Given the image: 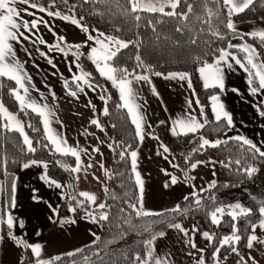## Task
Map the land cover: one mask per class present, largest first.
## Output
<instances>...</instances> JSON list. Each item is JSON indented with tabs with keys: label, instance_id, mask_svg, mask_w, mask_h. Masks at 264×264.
I'll return each instance as SVG.
<instances>
[{
	"label": "crops",
	"instance_id": "1",
	"mask_svg": "<svg viewBox=\"0 0 264 264\" xmlns=\"http://www.w3.org/2000/svg\"><path fill=\"white\" fill-rule=\"evenodd\" d=\"M29 4L17 2L14 5L20 13L17 22L22 24L23 21H28L29 28L27 30L20 28L22 35L18 36L19 43L10 41L15 52V60L22 65L23 83L28 89L27 94L16 85L14 80L12 81L15 89L25 98L26 103L23 108L39 115L45 138L47 136L43 123L45 117L27 107L29 102L34 101L46 114L50 113L47 119L51 132L62 141H66L67 147L77 150L80 156L79 171L72 172L75 194L81 196L80 193H88L96 197L93 203L81 196L86 199L90 211H84L78 217H59L57 213L60 203L63 200H71L74 192L70 191L67 183L50 178L47 175V168L44 167L47 163L38 160L28 161L27 163L30 164L32 161L38 162L31 164L28 168H23V163L8 182L5 184L0 182V188H3V191H0V221H6L8 215H11L14 221L11 234L28 244H40L41 258L50 260L92 243L97 236L95 223L99 221V216L103 213L98 205L104 204L106 183L109 178V170L103 164V156L109 149V139L104 130H101L102 127L92 124L91 121L97 120V116L104 113L105 100L101 99L103 95L99 87L89 80V76H85L87 83L76 79L85 74L81 70L77 57L83 56L91 61L98 74L112 85L110 80L100 74L97 63L89 58L92 56L91 49L97 48V55L101 57L97 62L103 66L105 63L103 49L94 41L88 40L89 35L101 41L104 40V36H112L82 25L88 29L84 32L75 24L61 18L65 15H48L52 11L40 12L37 8L30 7ZM27 13H34V15ZM33 21H39L36 28H31ZM233 22L237 33L246 34L255 30H264V16ZM100 33L104 36H100ZM25 36L28 39H24ZM61 37L64 39L61 40ZM41 40L44 43H41ZM229 43L240 46L233 49L240 51L245 57L247 53L242 50L244 46L255 48L240 36L231 38ZM73 45H80V47H71ZM232 55L237 58L235 54L232 53ZM217 58L210 64H215ZM257 62L262 63L260 57ZM198 69V83L200 87L206 88ZM220 69L224 88L221 90L218 85L213 86L210 80V86L207 88H215V92L210 94L206 100L212 121H216L213 109L221 111L220 105H223V112H227L232 119V125L229 127L227 119L221 114V120L225 121L227 129L220 137L203 136L200 133L203 128L195 134H173V128H176L177 133L180 132L176 121L187 119L189 115L195 116L201 123L205 120L208 122L207 113L195 93L192 82L189 87L187 80L165 79L169 73L187 72L172 71L161 73L162 75L137 74L127 78L132 82L131 87L136 94L135 103L140 106L138 112L143 117V140L137 137V145L131 151L137 152V171L144 181L143 207L145 210L153 213L169 211L186 196L203 192L214 183V160L194 158L179 161L172 148L163 139L164 137L168 139L186 137L185 140L198 146L197 150L203 149L200 148V137L211 142L236 140L235 137H243L264 150V115H262L264 112L260 110V104L264 103V90L252 92L253 86L249 83L251 79L249 71L237 64L231 56L226 58V62L221 63ZM137 76H147L150 83L145 80L137 81ZM68 81L73 83V88H69ZM115 89L120 105L123 107L124 102L120 98V92L117 87ZM153 89L158 95L154 94ZM73 91L76 92V96L70 94ZM213 96L218 99L213 101ZM189 101H192L191 108H189ZM196 101L199 103L197 104ZM17 103L22 107L19 101ZM201 107L203 116H201ZM123 109L136 133V127L132 123L127 108L123 107ZM19 120L21 123L22 120L20 118ZM90 125H93L92 129L89 128ZM158 127L163 129V134L155 130ZM50 145L54 150L55 145L51 143ZM164 147H167L169 151L164 152ZM205 147L212 146L206 145ZM193 164L196 165L195 168L192 167ZM74 167H76V162ZM165 172L169 175H165ZM132 175L134 179V173ZM171 176L177 178V183L165 188L164 185L170 182ZM13 180L16 185L15 206L9 207ZM56 184L61 187H56ZM136 188L139 197V187L136 185ZM2 192H4L3 200ZM233 204L236 203H228V206ZM93 217L97 222H93ZM72 220L75 223L65 222ZM20 222L23 223V227L19 226ZM182 227L187 235L169 226L162 230L165 235L157 237L154 241V257L166 259L168 264H197L203 256L204 249L210 243L203 237V233L209 231H201L194 238L196 231H193L195 228L193 225ZM209 234L212 235L211 232ZM251 234H253L252 231L249 235ZM254 234L260 240H264V230L260 227H256ZM0 237H2L0 239V264H19L25 249L17 246L10 238L9 230L7 234L0 235ZM192 243H195V248L191 247ZM201 249L203 252L200 251ZM28 250L35 262L36 258L31 250ZM241 256L247 264H253V260L255 264H264V244L256 242L251 249L246 246L245 251L233 261L225 263L219 260V264H242ZM149 264L152 262L150 261ZM210 264H217V260L213 258Z\"/></svg>",
	"mask_w": 264,
	"mask_h": 264
},
{
	"label": "trees",
	"instance_id": "2",
	"mask_svg": "<svg viewBox=\"0 0 264 264\" xmlns=\"http://www.w3.org/2000/svg\"><path fill=\"white\" fill-rule=\"evenodd\" d=\"M29 3L74 18L81 25L129 42L127 48L121 49L117 56L109 61L113 67L126 68L130 73L127 78L137 74L187 72L208 116V122L200 133L207 137H220L227 129L224 120L210 119L206 100L215 92V88L200 87L197 78V69L204 64L212 63L220 55L221 49L232 52L245 63V56L240 51L228 48L230 39L242 34L236 32L234 35L223 26L217 27L219 21L215 17L212 18L211 25L204 22L209 19L208 9L218 12L220 19H227V9L222 2L217 4L208 0L205 6V0H187V2L181 0L179 7L175 10L177 13L186 12L189 3L193 6V13L187 20L170 17L160 12L133 13L129 11L131 7L129 0H67L66 3L65 0H29ZM164 11L169 12L172 9L166 7ZM137 15L140 16L139 20L135 19ZM263 16L264 0H256L249 9L234 15L232 20L256 19ZM177 28L182 30L177 31ZM213 31H218L224 38L213 35ZM243 39L255 47L264 63V45L259 38L243 35ZM137 56L140 57L143 66H137ZM79 61L81 70L90 74L89 80L99 87L108 111L107 115L103 113L97 116L99 125L109 139V149L103 156V164L109 170L104 196L106 207L101 209L107 214L108 219L95 223L98 240L95 239L92 243L71 252L75 253L74 255L69 256L67 253L57 256L60 259L55 260L54 264H138L140 261H137L136 257L145 258L146 256L144 242L153 234L174 223L182 226L193 225L195 229H198L194 238L204 230L212 233L214 238L204 249L202 256L205 264H210L213 260V252L220 246L219 241L224 236L231 235L233 223L230 216L224 215L219 226L213 225L210 220L211 212L220 205L233 202L241 204L251 213L246 217L238 218L237 227L240 229L239 234L242 238L234 246L241 255L246 249V240L252 231L251 225H257L261 218L259 208L264 205V158L249 159V154L245 151L247 146L237 140H224L225 143L215 147L199 149L185 159L214 160L215 186L188 196L187 200H181L178 203L181 210L179 212L165 211L162 212V216L138 217L129 207V204L138 202L137 188L129 160V152L137 145L135 129L126 111L120 105L115 87L98 74L91 61L83 56H79ZM67 85L73 88L71 81H68ZM252 86L257 87L255 80ZM12 89H15L14 82L6 77H0V102L22 120L25 133L32 140V146L36 151L29 152L20 133L9 130L0 116V182L4 184L8 182L23 163L38 160L47 163V175L50 178L68 185V178L71 177L73 180L71 168L75 165V157L53 150L43 134L39 115L25 108L22 111V107L11 94ZM260 110L264 112V103L260 104ZM89 128L92 129L93 125ZM155 130L163 134L161 127ZM163 139L173 150L174 146L186 137L177 139L164 137ZM45 145L48 146L45 147ZM121 152H125L124 159L120 157ZM177 159L180 161L184 158ZM236 160H240L241 164H236ZM248 166L258 169L251 178L242 171ZM3 196L4 192H2V200ZM73 197L69 201L63 200L60 203L57 213L59 217H78L84 211L91 210L85 198L75 192ZM197 199L200 200L199 206L196 204ZM146 228L150 231H145ZM8 230L7 225L0 221V235L7 234ZM80 249L82 251H78ZM238 256L231 251L230 247L225 246L220 249L218 259L227 263ZM21 262L35 264L28 249L24 250Z\"/></svg>",
	"mask_w": 264,
	"mask_h": 264
},
{
	"label": "snow or ice",
	"instance_id": "3",
	"mask_svg": "<svg viewBox=\"0 0 264 264\" xmlns=\"http://www.w3.org/2000/svg\"><path fill=\"white\" fill-rule=\"evenodd\" d=\"M17 2L29 4V0H0V77H7L9 80H14L16 85L19 86L20 89H23L24 93L27 94L28 89L25 87L23 80L24 75L22 74V65L19 64L18 61L15 60V52L13 50L12 44L10 41H16L19 43V35H22L20 33V28L23 27L24 29L29 28V22L23 21V23H18L17 20L20 17V13L17 10V8L14 6ZM67 0H65V3ZM187 2V0H185ZM208 0H205V6H207ZM213 3H221L223 6L227 9V19H220V14L218 12H212L211 9H208V16L209 19L204 21L205 23L211 25L212 24V18L215 17L218 21L219 26L225 27L227 30L231 31L234 35L236 34V25L232 20V17L234 15H238L240 13H243L246 9H249L256 0H212ZM129 3L131 5L129 11L135 13L137 11H148V12H160L164 15L170 16V17H178L181 20H187L189 15L193 13V6L192 4H187V11L184 13H177L175 10L179 7L181 0H129ZM32 8H37L38 11L44 12L45 9L43 7H39L37 4H29ZM165 7H170L172 11L165 12ZM27 11L26 9L24 10ZM28 15H34V13H27ZM48 15H56L59 16V13H52L49 12ZM62 19L66 21H70L71 23L75 24L77 27L81 28L82 31L87 32L88 29L80 25L79 21H77L74 18H70L68 16L61 17ZM136 20L140 19V16H135ZM197 19H200V17H197ZM39 21H33L31 22V28H36ZM177 31H181V28H177ZM213 35L223 39L224 37L220 35L218 31H213ZM100 36H104L103 33L99 34ZM243 35H248L250 37L256 38L258 37L261 44L264 45V30H255L250 33L242 34L240 38H243ZM24 39H28L27 36L24 37ZM64 38L61 37V40ZM88 40L94 41L95 43L99 44L101 49H103V60L105 63L103 66H101L99 61L101 59L100 56L97 55V48L93 47L91 49L92 56H90V59H93L94 63H97V69L99 70L100 74L104 77H106L108 80L112 82V85L114 87H117L120 92V98L124 102L123 107L127 108L129 115L131 116L132 123L136 127V135L137 137L142 141L143 140V132H142V121L143 117L139 114L138 109L139 105L135 103L136 94L134 93V90L131 87V81L127 79V76L130 75L128 73V70L126 68L120 69L113 67L111 64L107 63V61H111L114 57L117 56L118 52L121 49L127 48L129 46V42H124L119 39H116L114 37H107L104 36V40L101 41L92 35L88 36ZM105 41L107 43H105ZM41 43H44L43 40H41ZM195 43V41H193ZM71 47L79 48L80 45H73ZM240 46L233 45L231 43L228 44V48H237ZM244 52L247 53V56L245 57L246 63H243L241 60L237 59L232 53L221 49L220 55L218 56L215 64H204L202 67L198 69L200 76L202 80L204 81V86L207 88L209 87V81H212L213 86L218 85L221 90H223V78L221 76V69L220 65L221 63L226 62V58L231 56L233 60L237 64H240L241 67L245 68L246 71H249L250 77H252L249 80V83L252 84L253 80L257 82V87L252 88V92L255 93L258 90H264V63H258L259 60V54L256 52L255 48H252L251 46H244L242 48ZM79 58V57H77ZM136 60L138 62L137 66H143V62L141 61L140 57L137 56ZM250 66V67H249ZM251 70H255L254 72ZM119 74V75H118ZM90 74L85 73L82 76L76 77L77 80H83L85 83L88 81L85 79V76H88ZM155 75H162L161 73H155ZM172 78V79H179V80H187L188 86L191 87V79L187 73H169L168 76L165 77V79ZM136 80H145L150 83L149 78L147 76H137ZM79 87V85H77ZM83 91V89H81ZM235 91V89H233ZM154 94L158 95V93H155V89H153ZM11 94L16 98L17 101L20 102L22 105L21 110L23 111V106L25 105L26 101L23 96L19 94V91L17 89H12ZM72 96H76V92L70 93ZM101 99H104V97H101ZM213 101H216L218 98L216 96L212 97ZM189 108L192 106V101H189ZM198 104L199 101H196ZM27 107L31 108L33 111L37 112L38 114L44 116V126H45V132L47 133V140L49 143L55 145V152H59L62 154H71L76 159V167L71 168L72 172H78L79 171V161L80 156L75 148H69L67 147V142L62 141L60 138H58L54 133L51 132V129L49 128V121L47 119V115H50V113L46 114L43 109L38 107L35 102H29L27 103ZM221 111H216L214 108L213 111L215 113V119L216 121L221 120V114L227 119V124L230 127L232 125V119L229 116L227 112H223V105H220ZM0 113H2L8 120V124L5 126L9 128V130H16L20 133V135L23 137V142L25 145H27V150L29 152H35L36 149L32 146V140L28 137V135L24 132L22 124L16 120V117L9 114L7 112V109L4 108L3 103L0 102ZM104 114L107 115L108 111L107 108L104 109ZM203 108L201 107V116H203ZM264 115V113H262ZM92 124L97 125L99 127V123L97 120H92ZM207 121L205 120L203 123L197 120L195 116L189 115L187 119H179L176 121V125L179 127L180 132L177 133L176 128H173V134H183L187 135L189 133L195 134L199 129H202L205 127V124ZM103 130V129H101ZM237 141H242V144L247 146L245 151L249 154V159L251 160H257L258 158H264V150H261V147L257 146V144L253 143L252 141L243 138V137H235ZM201 144L200 148H204L206 145L215 147L221 143H225V141H215L211 142L204 137H200ZM63 145V146H62ZM48 145H45L47 147ZM94 151H98V149H94ZM126 151V149H125ZM169 149L167 147H164V152H168ZM121 159L125 158V152L120 153ZM130 160H131V170L132 173H134V181L135 184L139 187L140 196L138 197L137 204H129V207L136 213L138 217L140 216H152V215H160L162 216L163 213H153L148 210H145L143 207V192H144V181L141 178L140 173L137 171V152L131 151L130 153ZM37 161H32L31 164H37ZM236 164H241L240 160L235 161ZM30 163L25 162L23 164V168H28L31 166ZM227 167L228 165H224ZM44 167L47 168V165L44 164ZM90 167V165H89ZM101 167H103L101 165ZM193 168L196 167L195 164L192 165ZM243 173L251 178L254 173L258 171V169L254 166H248L242 169ZM165 175H169V173L165 172ZM177 183V178L175 176H171L170 182L165 183V188L169 187L170 185H174ZM214 187V183L211 185ZM56 187H61V185L56 184ZM0 191H3V188H0ZM15 191H16V185L15 181L13 180L10 188V198H9V207L15 206ZM81 196L85 197L88 201L95 202L96 197L94 195L88 194V193H80ZM189 197L186 196L185 200H187ZM75 199V197H73ZM82 203V202H81ZM196 204L200 205V200H196ZM106 207L105 204L101 203L98 205L99 209H104ZM229 209L228 211L225 210L224 207H216L210 215L211 223L213 225L219 226L222 222V217L224 215H228L231 217L232 224V233L231 235H226L222 238V240L219 241V247L215 249L213 252V258L217 260V264H219V252L220 249L228 246L230 247L231 251L235 253L236 255H240L237 248L234 246L235 244H238L241 241V235L240 229L237 227L238 218L239 217H246L250 215V210L242 207L241 204L236 203L234 205L227 206ZM74 211V209H73ZM123 211V209H121ZM171 212H179L181 211L179 208V205H177L175 208L170 209ZM259 213L262 217H264V205H262L259 208ZM108 216L106 213H101L99 216V220H107ZM7 224V227L9 229V236L10 238L15 241L16 245L19 247H22L24 249H30L35 259V264H54L55 260H59L60 257L52 258L51 260H44L41 258L42 254V247L40 244H28L26 241H23L21 239H18L15 235L11 234V229L14 226V221L11 215H8L6 221H4ZM66 223H75L74 220L72 221H65ZM93 222H97L96 218L93 217ZM128 222V221H126ZM20 227H23V223L20 222ZM171 228L177 229L181 232H184L185 235H187V232L183 229V227L179 224H169L168 225ZM256 227H260L262 230H264V219L260 220L259 225H251L252 233L247 237L246 240V246L251 249L254 246V243L258 242L261 244H264V240H260L254 233L256 230ZM145 231H150L149 229H145ZM193 231H198V229H193ZM39 235V233H37ZM94 235V234H93ZM165 233L163 231L155 233L151 236L150 239L144 242V247L146 249V258H141L140 256L136 257L137 261H140V264H149L151 261L152 264H168V261L163 258L154 257V241L157 237H163ZM203 237L211 242L213 240V235H210L208 232L203 233ZM2 239V237H0ZM98 240L99 237H96ZM191 247L195 248V243L191 244ZM82 251V249L78 250ZM203 252V249L200 250ZM75 253H68L67 255L71 256ZM191 254V253H190ZM250 260H253L252 257H249ZM240 260L242 264H247L246 261H244V257L241 256ZM23 264V262H21ZM197 264H205V261L203 258L197 261ZM253 264H255V261L253 260Z\"/></svg>",
	"mask_w": 264,
	"mask_h": 264
},
{
	"label": "built area",
	"instance_id": "4",
	"mask_svg": "<svg viewBox=\"0 0 264 264\" xmlns=\"http://www.w3.org/2000/svg\"><path fill=\"white\" fill-rule=\"evenodd\" d=\"M198 149V146L187 141H179L173 148V153L177 158H188L190 157L194 152H196Z\"/></svg>",
	"mask_w": 264,
	"mask_h": 264
},
{
	"label": "rangeland",
	"instance_id": "5",
	"mask_svg": "<svg viewBox=\"0 0 264 264\" xmlns=\"http://www.w3.org/2000/svg\"><path fill=\"white\" fill-rule=\"evenodd\" d=\"M3 106H4V105H3ZM4 108H6V107L4 106ZM6 109H7V108H6ZM7 112H8L9 114L15 116L17 121H20L19 118L17 117V115H16L15 113L10 112L8 109H7ZM0 116H1V118H2L5 122H7V124L9 123L8 120H7V118H6L2 113H0ZM21 123H22V126H23V128H24L23 122H21ZM24 131H25V128H24ZM235 203H237V202H235ZM233 205H234V204H233ZM227 206H228V204H223V205H220L219 207H224L225 210L228 211L229 209L227 208ZM261 219H264V217L261 216ZM259 223H260V222H258L257 225H259ZM208 233H209V232H208Z\"/></svg>",
	"mask_w": 264,
	"mask_h": 264
},
{
	"label": "water",
	"instance_id": "6",
	"mask_svg": "<svg viewBox=\"0 0 264 264\" xmlns=\"http://www.w3.org/2000/svg\"><path fill=\"white\" fill-rule=\"evenodd\" d=\"M68 187H69L70 191L73 193L74 192V184H73V180L71 177L68 178Z\"/></svg>",
	"mask_w": 264,
	"mask_h": 264
}]
</instances>
